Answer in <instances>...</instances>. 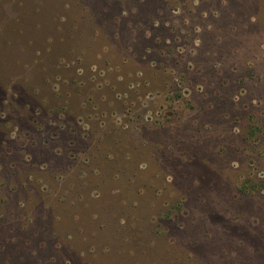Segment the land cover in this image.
Listing matches in <instances>:
<instances>
[{
	"label": "rangeland",
	"instance_id": "1",
	"mask_svg": "<svg viewBox=\"0 0 264 264\" xmlns=\"http://www.w3.org/2000/svg\"><path fill=\"white\" fill-rule=\"evenodd\" d=\"M72 204L101 237L70 232ZM121 204L183 207L124 263ZM38 254L264 264V0H0V264Z\"/></svg>",
	"mask_w": 264,
	"mask_h": 264
},
{
	"label": "trees",
	"instance_id": "2",
	"mask_svg": "<svg viewBox=\"0 0 264 264\" xmlns=\"http://www.w3.org/2000/svg\"><path fill=\"white\" fill-rule=\"evenodd\" d=\"M258 130H259L258 128L253 127L251 129L252 132L250 133V135L251 136L254 135ZM261 188H262V186L257 185V184H251L248 186L242 185V187L239 188V192L242 194H246V193L247 194H253V193L261 190ZM134 195H132V196L135 197ZM72 205L71 206L68 205V206L70 208H73L75 211L74 212L72 211V212L77 213V215L74 216L72 214L73 216L69 220L70 225L68 227H69L70 232L76 233V235H77V234H79V232H82V230L83 231L87 230V232L90 231L91 234H93V236L101 237L102 236L101 231H100L101 229L98 227H95L93 222L99 218L104 219V216L100 215L99 213L97 215H95L93 210H91L89 207L87 208L88 213H85L84 209H80V207H74V205L73 206ZM181 206H182V204L172 205L168 209H166L165 211H161V212L157 213L156 217L155 216L152 217V215H150V213H149L150 207H148V206L136 208L133 206L124 207V205H122V204L119 206L117 205L116 211H118L119 215L121 213L124 214L126 216L125 218L128 220V222H126V220H125V222L123 223V226H117L118 223L116 222L114 224L115 229L113 230V234L111 236L113 238H116L119 235L120 238L118 241L123 243V240H126L129 242L130 246L129 247L120 246L119 247L120 249L117 252H115V254L120 255L121 258L123 257L124 260H126V261H124V263H127V261L129 260V257L132 256L133 254H137V255L141 254V252H142L141 250L146 247L145 241L148 242V239L150 237L157 238L165 232L164 227L161 224L163 221H171V220H178L179 219L180 213H178V212H181V210H182ZM115 215H117V214H115ZM112 216H113V212H112ZM150 218H152V219H150ZM147 220H149L151 222L153 220V223L157 222L154 227H153V225L151 226L152 229L149 230V232H147V230L145 228V226H147L146 225ZM35 226H36L35 227V236L38 237L36 250L38 251L41 249H46V250L52 249L53 242L55 240V237L57 236L56 232L52 233V229H53L52 224H50L48 221H46L44 219V217L39 216V223H38V225H35ZM41 233H43L42 236H40ZM85 234H87V233L85 232ZM146 235H147V238L143 239V242L140 243L139 238H143V236H146ZM32 237H34V236H32ZM30 239L31 238H29L28 241H25L26 245L32 244V241ZM87 241H90L92 243L91 238L90 239L87 238ZM78 243H86V240L78 239ZM92 244L93 245L91 247H93V250H99L100 247H98L97 244H94V243H92ZM126 248L129 250H127ZM79 254L82 256H86L87 252L81 251ZM142 254L145 255V252H142ZM32 256L36 258V264H43V261L41 259V257H42L41 254L32 255ZM54 262H57L56 259L54 260ZM63 262L65 263L67 261H63ZM65 264H69V263H65Z\"/></svg>",
	"mask_w": 264,
	"mask_h": 264
}]
</instances>
